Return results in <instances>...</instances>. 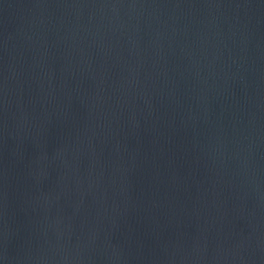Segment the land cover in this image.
<instances>
[{"label":"water","instance_id":"obj_1","mask_svg":"<svg viewBox=\"0 0 264 264\" xmlns=\"http://www.w3.org/2000/svg\"><path fill=\"white\" fill-rule=\"evenodd\" d=\"M0 264H264V0H0Z\"/></svg>","mask_w":264,"mask_h":264}]
</instances>
